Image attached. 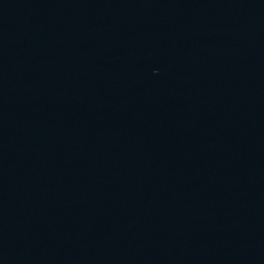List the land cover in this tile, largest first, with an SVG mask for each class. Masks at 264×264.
<instances>
[{"label": "water", "instance_id": "water-1", "mask_svg": "<svg viewBox=\"0 0 264 264\" xmlns=\"http://www.w3.org/2000/svg\"><path fill=\"white\" fill-rule=\"evenodd\" d=\"M0 264H264V0H0Z\"/></svg>", "mask_w": 264, "mask_h": 264}]
</instances>
